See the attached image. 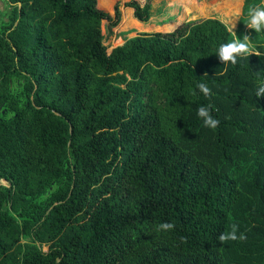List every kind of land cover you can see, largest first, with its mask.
Wrapping results in <instances>:
<instances>
[{
	"label": "trees",
	"instance_id": "trees-1",
	"mask_svg": "<svg viewBox=\"0 0 264 264\" xmlns=\"http://www.w3.org/2000/svg\"><path fill=\"white\" fill-rule=\"evenodd\" d=\"M6 1L0 264H264V30L246 25L261 0L235 30L260 56L236 64L218 57L233 34L217 17L138 35L127 9L135 36L109 52L119 5L113 17L100 0ZM152 1L126 7L148 22ZM226 4L236 18L239 0ZM233 224L246 239L218 241Z\"/></svg>",
	"mask_w": 264,
	"mask_h": 264
},
{
	"label": "rangeland",
	"instance_id": "rangeland-1",
	"mask_svg": "<svg viewBox=\"0 0 264 264\" xmlns=\"http://www.w3.org/2000/svg\"><path fill=\"white\" fill-rule=\"evenodd\" d=\"M131 1H134V0H113L112 5L110 7H105L102 5L101 0H100L99 6L104 11L111 14L113 17L116 16V6L117 5L120 6V11L122 13V20L118 26L111 28L109 26V22H107V21L104 22L105 42L109 46V52L113 48L124 44L126 42L127 38H129V37L131 38V37L135 36V34H131L129 36L128 33L126 34V32L122 31V27H121L123 24L125 12L127 10L126 4L131 2ZM136 1L140 2L142 5H145L148 2V0H136ZM227 1L228 0H192V1L191 0H153L152 1L153 12H154L153 14H154V16H156V15L158 16L157 17L158 22H160L162 24L167 23V22L169 23L170 20H172V21L175 20L176 16L171 15L172 11H173V14L176 12L175 13L176 15L178 14V16H182L180 18V19H182V23L192 21V20L206 19L207 17H213L211 15L207 16V14L211 8H213L214 10H216V8H217L220 11V13H216L215 16L216 15L222 16L223 12L227 13V14L225 13L223 15L230 16L231 13H234V12L226 4ZM229 1L232 2V0H229ZM260 4H262V6L264 7V0H261ZM234 5H237V4L235 3ZM245 5H246V0H239L238 10L236 13V18H235V19H238V21L241 19V17H243ZM10 9H11V7H9L6 0H0V18L6 20L8 17L7 12ZM203 9L205 10V14H204ZM184 16L188 20H183ZM222 18H223V16H222ZM135 19H137V18L135 17ZM137 21L143 22L139 19H137ZM141 28H142V30H144V28H146V27H141ZM250 29L251 28L247 27V31ZM150 30H151V28L146 29L145 31H139L138 35H140L141 33H154V31L150 32ZM161 30H163V31H159V32L167 33L168 32V31H166L167 25L165 27L161 28ZM235 30L236 29H234V31ZM235 32H237V31H235ZM138 35H136V36H138ZM2 182L5 183L6 181L2 180Z\"/></svg>",
	"mask_w": 264,
	"mask_h": 264
},
{
	"label": "clouds",
	"instance_id": "clouds-1",
	"mask_svg": "<svg viewBox=\"0 0 264 264\" xmlns=\"http://www.w3.org/2000/svg\"><path fill=\"white\" fill-rule=\"evenodd\" d=\"M248 16L250 17L248 23L246 24L249 28L254 29L255 32H261L264 30V7L256 5L252 6L249 9ZM236 21L238 19L235 18H229L227 20H222L221 23L225 25L226 31L230 34H233V39L230 42L223 43L219 46L218 49V57L220 61L224 64H227L228 62H231L232 64L237 63V57L238 56H250L252 54H256L257 56H260V52L256 51L249 39V35H244L243 39H240L235 36V27H236ZM198 90L205 96L209 97L211 96V89L208 87V85L204 82H199L197 84ZM256 95L258 97H264V84H262L260 87H258ZM197 115L203 119L204 125L209 128H216L220 121L216 118H214L211 113L210 109L207 106H200L197 111ZM175 227L172 223H162L159 228L163 229L165 231L171 230ZM238 231V225L233 224L232 230L230 232H224L221 233L217 239L221 243H224L226 241L232 240L235 241L237 239L244 240L246 239V236L244 234L237 235Z\"/></svg>",
	"mask_w": 264,
	"mask_h": 264
},
{
	"label": "crops",
	"instance_id": "crops-1",
	"mask_svg": "<svg viewBox=\"0 0 264 264\" xmlns=\"http://www.w3.org/2000/svg\"><path fill=\"white\" fill-rule=\"evenodd\" d=\"M127 9H129L131 11L130 13H131L133 19L135 20V24L138 28V31H145L146 29L151 28L150 32H153V31L159 32V31H163V30H161V28H163L167 25L166 31L171 32V31L176 30L182 24V19H180L182 16H178V14L176 15L175 14L176 12L173 14V11L171 12V15L176 16L175 20L174 21L170 20L169 23L167 22V23L162 24V23L158 22V19H157L158 16L157 15L156 16L153 15L152 18L148 22H139V21H137V19H135V9L133 7H127ZM211 16L217 17V18H220L221 20H223L222 16H220V15L215 16V14H213ZM207 18H210V17H207ZM183 20H188V19L184 16ZM238 25H239V21L236 22L235 29L238 27ZM141 27H146V28H144V30H142Z\"/></svg>",
	"mask_w": 264,
	"mask_h": 264
}]
</instances>
